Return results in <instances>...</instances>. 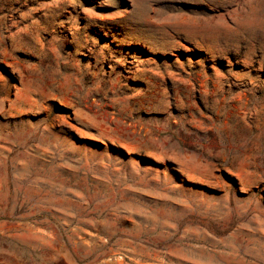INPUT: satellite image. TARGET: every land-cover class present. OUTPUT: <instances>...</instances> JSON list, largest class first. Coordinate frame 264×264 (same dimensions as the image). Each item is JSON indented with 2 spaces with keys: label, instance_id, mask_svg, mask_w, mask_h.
Here are the masks:
<instances>
[{
  "label": "rangeland",
  "instance_id": "obj_1",
  "mask_svg": "<svg viewBox=\"0 0 264 264\" xmlns=\"http://www.w3.org/2000/svg\"><path fill=\"white\" fill-rule=\"evenodd\" d=\"M0 264H264V0H0Z\"/></svg>",
  "mask_w": 264,
  "mask_h": 264
}]
</instances>
